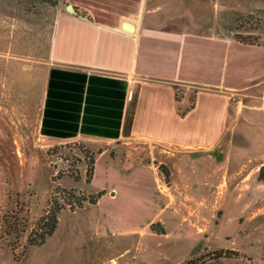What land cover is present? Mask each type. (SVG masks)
Instances as JSON below:
<instances>
[{"label": "rangeland", "instance_id": "1", "mask_svg": "<svg viewBox=\"0 0 264 264\" xmlns=\"http://www.w3.org/2000/svg\"><path fill=\"white\" fill-rule=\"evenodd\" d=\"M57 1L0 0V264H181L218 250L233 253L204 264H264V103L254 116L230 120L227 147L210 162L172 145L107 148L116 169L99 160L91 187H105L93 193L87 186L102 146H44L40 88L55 19L66 8ZM234 32L264 44L258 16L240 17ZM137 153L144 167L124 170ZM62 177L81 183L64 186ZM111 185L116 196L92 206ZM71 190L95 202L78 206ZM53 209L64 210L57 231L42 247L31 243L39 218ZM97 244L106 246L104 261L92 250ZM63 253L78 257L59 261Z\"/></svg>", "mask_w": 264, "mask_h": 264}, {"label": "crops", "instance_id": "2", "mask_svg": "<svg viewBox=\"0 0 264 264\" xmlns=\"http://www.w3.org/2000/svg\"><path fill=\"white\" fill-rule=\"evenodd\" d=\"M65 1L48 49L37 130L47 147L104 148L89 192L104 190L91 187L101 158L107 171L116 169L107 148L172 145L210 162L227 147L235 128L230 120L254 116L264 103V44L234 37L240 17L264 22V0ZM139 155L123 169L144 167ZM60 183L81 181L62 177ZM109 190L91 205L113 199L115 186ZM59 214L40 247L57 231ZM105 247H92L103 261ZM68 256L78 254H59V261Z\"/></svg>", "mask_w": 264, "mask_h": 264}, {"label": "trees", "instance_id": "3", "mask_svg": "<svg viewBox=\"0 0 264 264\" xmlns=\"http://www.w3.org/2000/svg\"><path fill=\"white\" fill-rule=\"evenodd\" d=\"M264 165L260 169V176L259 179L263 180L264 179ZM71 197L76 198V202L78 206L82 205V202L84 200H88L91 203L95 202V197H88L86 198L84 195L83 196H76L75 191L71 190L68 192ZM57 209H53L52 211H48V213H44L36 223V226L33 228L32 232L36 234L35 238L31 239V243L34 244H42L46 240V238L51 235L56 227L57 224ZM232 251H222L218 250L213 252L211 255H209L208 258L200 256L197 258H194L192 260H186L181 264H204L208 260H218L220 258H228L232 254Z\"/></svg>", "mask_w": 264, "mask_h": 264}, {"label": "built area", "instance_id": "4", "mask_svg": "<svg viewBox=\"0 0 264 264\" xmlns=\"http://www.w3.org/2000/svg\"><path fill=\"white\" fill-rule=\"evenodd\" d=\"M46 213H48V210L46 211Z\"/></svg>", "mask_w": 264, "mask_h": 264}]
</instances>
